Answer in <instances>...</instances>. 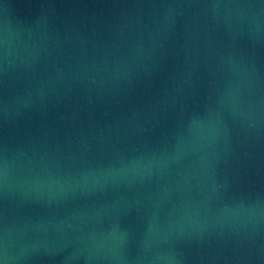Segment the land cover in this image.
Returning <instances> with one entry per match:
<instances>
[{"label":"water","instance_id":"obj_1","mask_svg":"<svg viewBox=\"0 0 264 264\" xmlns=\"http://www.w3.org/2000/svg\"><path fill=\"white\" fill-rule=\"evenodd\" d=\"M0 264H264V0H0Z\"/></svg>","mask_w":264,"mask_h":264}]
</instances>
